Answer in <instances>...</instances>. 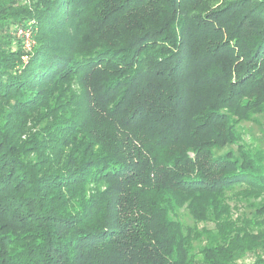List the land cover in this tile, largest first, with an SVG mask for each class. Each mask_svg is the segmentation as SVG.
<instances>
[{
	"label": "trees",
	"instance_id": "obj_1",
	"mask_svg": "<svg viewBox=\"0 0 264 264\" xmlns=\"http://www.w3.org/2000/svg\"><path fill=\"white\" fill-rule=\"evenodd\" d=\"M0 264H264V0H0Z\"/></svg>",
	"mask_w": 264,
	"mask_h": 264
},
{
	"label": "built area",
	"instance_id": "obj_2",
	"mask_svg": "<svg viewBox=\"0 0 264 264\" xmlns=\"http://www.w3.org/2000/svg\"><path fill=\"white\" fill-rule=\"evenodd\" d=\"M16 36L23 40L24 47L26 49H30L31 37H32L30 29H19L16 33Z\"/></svg>",
	"mask_w": 264,
	"mask_h": 264
}]
</instances>
